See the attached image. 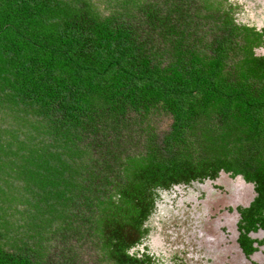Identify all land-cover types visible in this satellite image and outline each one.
<instances>
[{"label":"trees","instance_id":"1","mask_svg":"<svg viewBox=\"0 0 264 264\" xmlns=\"http://www.w3.org/2000/svg\"><path fill=\"white\" fill-rule=\"evenodd\" d=\"M233 9L0 0V264H149L155 191L219 170L264 223V29Z\"/></svg>","mask_w":264,"mask_h":264},{"label":"rangeland","instance_id":"2","mask_svg":"<svg viewBox=\"0 0 264 264\" xmlns=\"http://www.w3.org/2000/svg\"><path fill=\"white\" fill-rule=\"evenodd\" d=\"M228 1L237 22L264 29V0ZM254 54L264 56V48H255ZM253 190V184L221 170L214 178L158 189L142 226V232L146 231L141 237L133 235L134 243L144 245L141 255L149 264H264V246L259 253L247 255L238 242V209L248 208ZM248 237L260 241L253 245L256 251L264 234L250 233ZM129 252L139 254L135 249ZM88 254L81 255L87 264H99Z\"/></svg>","mask_w":264,"mask_h":264},{"label":"flooded vegetation","instance_id":"3","mask_svg":"<svg viewBox=\"0 0 264 264\" xmlns=\"http://www.w3.org/2000/svg\"><path fill=\"white\" fill-rule=\"evenodd\" d=\"M234 16H235V12H234ZM241 209V208H240ZM263 214V213H262ZM237 227H238V229H239V231H240V233H241V235L239 236V238H238V242L240 241V240H242V241H244L245 243H249V246L252 248V250L250 251V252H244V253H246L247 255L249 254V253H259V249H261V248H263V246H264V238H263V240H261L262 241V243H261V245H260V247H258L257 248V250L255 251V246H253V245H255V244H260V241H255V240H252V239H250L249 237H248V235L250 234V233H253V234H256V235H259L260 233H263L264 234V223L263 224H261L260 222H255V223H253V224H251V225H246L245 223H243V221L241 220V216H240V213H239V221H238V225H237ZM258 239H260V238H258ZM143 247H144V245L142 244V243H139L138 242V244H136L132 249H135L136 251H138L137 253H139V254H135L136 255V257H137V259H139V260H141L142 258H144L145 257V255H141V253L143 252ZM132 249H130V251H132ZM242 250V249H241ZM129 254L131 255V253L129 252ZM153 255H155V258L157 257V254L156 253H154Z\"/></svg>","mask_w":264,"mask_h":264}]
</instances>
